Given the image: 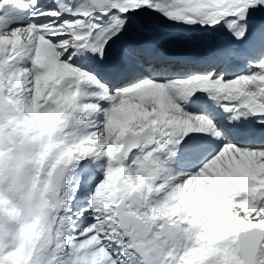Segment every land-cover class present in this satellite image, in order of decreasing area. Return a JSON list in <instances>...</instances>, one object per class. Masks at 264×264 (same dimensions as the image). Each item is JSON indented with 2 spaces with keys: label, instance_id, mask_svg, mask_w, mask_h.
Segmentation results:
<instances>
[{
  "label": "snow or ice",
  "instance_id": "snow-or-ice-1",
  "mask_svg": "<svg viewBox=\"0 0 264 264\" xmlns=\"http://www.w3.org/2000/svg\"><path fill=\"white\" fill-rule=\"evenodd\" d=\"M0 264H264V0H0Z\"/></svg>",
  "mask_w": 264,
  "mask_h": 264
}]
</instances>
